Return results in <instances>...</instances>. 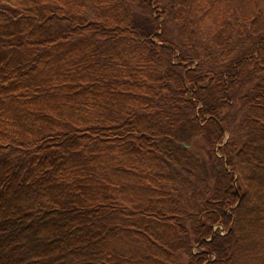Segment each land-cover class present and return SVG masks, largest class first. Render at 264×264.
<instances>
[{
	"label": "trees",
	"instance_id": "16d2710c",
	"mask_svg": "<svg viewBox=\"0 0 264 264\" xmlns=\"http://www.w3.org/2000/svg\"><path fill=\"white\" fill-rule=\"evenodd\" d=\"M0 264H264V0H0Z\"/></svg>",
	"mask_w": 264,
	"mask_h": 264
},
{
	"label": "rangeland",
	"instance_id": "374dc122",
	"mask_svg": "<svg viewBox=\"0 0 264 264\" xmlns=\"http://www.w3.org/2000/svg\"><path fill=\"white\" fill-rule=\"evenodd\" d=\"M201 145H203V142L201 141ZM199 147V146H198ZM197 147V148H198ZM197 148H196V150H197ZM200 158H204V160H206V165L208 166V173H210V174H212V160L210 159V158H208L209 156H207L206 155V152H204V151H202V149H200V156H199ZM221 229V231L223 230V227H220V226H216V230L217 229Z\"/></svg>",
	"mask_w": 264,
	"mask_h": 264
}]
</instances>
